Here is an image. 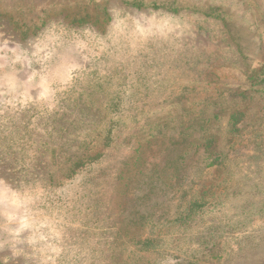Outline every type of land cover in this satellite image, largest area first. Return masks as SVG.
I'll return each mask as SVG.
<instances>
[{"label":"rangeland","instance_id":"obj_1","mask_svg":"<svg viewBox=\"0 0 264 264\" xmlns=\"http://www.w3.org/2000/svg\"><path fill=\"white\" fill-rule=\"evenodd\" d=\"M188 262L264 264V0H0V264Z\"/></svg>","mask_w":264,"mask_h":264},{"label":"trees","instance_id":"obj_2","mask_svg":"<svg viewBox=\"0 0 264 264\" xmlns=\"http://www.w3.org/2000/svg\"><path fill=\"white\" fill-rule=\"evenodd\" d=\"M156 7H159L158 5H154L153 6V8H156ZM138 8H140V7H138ZM173 11H177L176 9L175 10H173ZM243 115V114H242ZM107 141H109V140H107ZM108 143V142H107ZM193 143H189V145H188V142H187V144H184L183 145V142H180L179 143V145L181 146V148H183V150H180L179 152L178 151H176V148H174V149H172L171 150V152H174V151H176L175 153H177L176 155H175V159H174V163L177 165L178 163L180 164L181 162H183L184 161V157H185V151H187V149H188V147H187V145L188 146H190V145H192ZM209 141H207L206 142V144H205V146L203 147V148H205L206 150H209ZM178 146V145H177ZM215 146H216V144H215ZM167 149H169V148H166V150ZM232 149V147L230 148V150ZM229 152V151H228ZM175 153H173V154H175ZM226 155H228V153H225V156ZM98 157H100V154H88V155H86L85 156V158H84V161L82 162V161H79V162H77L75 165L77 166V167H80L81 165H86V166H90V165H92L93 163H94V161L96 160V159H98ZM174 177H175V179H177L179 176L178 175H176V173H175V175H174ZM164 185H166V183L164 182ZM195 197H197V196H195ZM201 198V197H200ZM200 198H196L195 199V201L193 200V202L191 201V206L188 208L189 209V212H187V214H186V211H184V212H182V215L181 216H190V215H192V212L191 211H193V212H195V210H194V208L197 206V204L198 203H201V205H203L202 203H203V201H201V199ZM198 208V207H197ZM186 264H192V262H188V263H186Z\"/></svg>","mask_w":264,"mask_h":264}]
</instances>
